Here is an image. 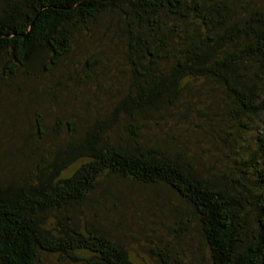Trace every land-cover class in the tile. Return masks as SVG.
<instances>
[{
  "label": "trees",
  "instance_id": "16d2710c",
  "mask_svg": "<svg viewBox=\"0 0 264 264\" xmlns=\"http://www.w3.org/2000/svg\"><path fill=\"white\" fill-rule=\"evenodd\" d=\"M105 17L124 44L127 89L50 164L0 183V264H42L43 253L82 264H140L102 224L79 220L103 177L175 191L199 221L207 264H264V3L0 0V78L51 71L72 51L76 32ZM205 81L222 90L233 120L248 117L247 132L258 123L252 150L239 153L234 170L212 176L158 142L145 143L137 121L195 112L188 95ZM123 115V136H111ZM154 252L159 264L170 263L167 250Z\"/></svg>",
  "mask_w": 264,
  "mask_h": 264
},
{
  "label": "rangeland",
  "instance_id": "374dc122",
  "mask_svg": "<svg viewBox=\"0 0 264 264\" xmlns=\"http://www.w3.org/2000/svg\"><path fill=\"white\" fill-rule=\"evenodd\" d=\"M129 74L124 44L105 17L77 31L72 51L51 71L0 78V183L33 176L38 164H50L70 139L107 117L126 91ZM209 83L190 90L195 112L164 111L138 117L140 125L136 121L145 143L158 142L205 176L234 170L239 153L252 150L258 126L247 132L248 117L233 120L225 112L224 93ZM128 121L123 115L109 134L123 136ZM79 220L102 224L140 264H159L156 249L170 253L169 264L208 263L192 207L164 185L103 177ZM42 264L82 263L43 253Z\"/></svg>",
  "mask_w": 264,
  "mask_h": 264
}]
</instances>
